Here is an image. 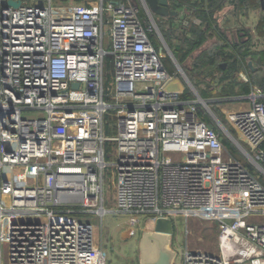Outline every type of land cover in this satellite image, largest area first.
Listing matches in <instances>:
<instances>
[{"label":"built area","instance_id":"built-area-1","mask_svg":"<svg viewBox=\"0 0 264 264\" xmlns=\"http://www.w3.org/2000/svg\"><path fill=\"white\" fill-rule=\"evenodd\" d=\"M157 45L175 62L140 0H0V264L2 243L8 264H105L79 220L111 213L108 165L116 213L220 225L217 254L185 245L180 264H264V92L227 114L235 136L218 132L198 95L167 89Z\"/></svg>","mask_w":264,"mask_h":264},{"label":"rangeland","instance_id":"rangeland-1","mask_svg":"<svg viewBox=\"0 0 264 264\" xmlns=\"http://www.w3.org/2000/svg\"><path fill=\"white\" fill-rule=\"evenodd\" d=\"M229 0H225L224 5H228ZM236 1V0H235ZM232 8H236L234 4H230ZM225 8L223 5L219 11ZM264 9L259 7L258 0H245L240 8V13H244L245 24L248 31L252 34V39L249 41V46L245 59L246 61L250 58L254 59V65L257 68L255 73V81H258L264 77V28L259 33L256 28L261 22ZM159 19V18H156ZM159 21V22H158ZM173 23V22H172ZM157 26L164 34V41L167 36L170 37L169 41L171 45L179 44V33L176 27L171 29L167 19L157 20ZM175 25V23H174ZM188 26V25H187ZM186 26V27H187ZM168 30L170 34H168ZM172 31V32H171ZM213 31V29H212ZM212 31L207 32V36L202 45L197 48L189 56L183 58L182 63H178L174 58L175 62H172L171 57L165 58L164 63L168 73L177 77L175 81L168 84L167 89L171 92L180 91L181 87H184L192 97L198 95L200 99L208 102L206 110L205 104L202 102L199 105L198 110L207 115L210 123L215 127L218 125L213 121L210 111L218 121L227 129L230 123L227 120V114L231 111L244 109L248 107L247 100H241L240 97L248 96L241 95V87L246 84L250 85L251 88L259 89L258 84L250 83L248 73L244 70L239 72L235 78L229 80H221V70L226 68V64L222 62V69L211 68L205 64L202 60L204 55L213 53L217 49H223L225 53L235 55L231 49L233 34H227L231 40H221L219 36H215ZM171 35V36H170ZM155 40V38H153ZM166 43V42H165ZM108 44V42H106ZM167 48L173 56V47H170L167 43ZM244 53L246 51L242 50ZM174 57V56H173ZM263 57L262 62L259 59ZM258 61V62H257ZM198 64L197 67L195 65ZM197 68V69H196ZM183 73L184 77L181 75ZM105 74L110 75V83L113 79V72L111 66V60L105 61ZM193 77L191 82L189 77ZM234 83V84H233ZM28 117V116H27ZM35 117V116H34ZM106 127L105 132L109 137H115L116 132V121L112 115H108L105 118ZM229 123V124H228ZM232 128V127H231ZM233 129V128H232ZM233 145V144H232ZM237 151V159L246 164V158L240 154L238 149L233 145ZM108 154L112 152L111 145L107 147ZM229 152V151H228ZM112 159L106 157V163L110 164ZM264 185V180H261ZM103 206L107 211L111 213L105 214L101 219L98 215L91 214L87 215L79 221L91 223L95 228V242L98 247L103 250L105 255V264H139V241L144 228V219L142 217H130L120 215L116 213V202H115V174L114 170L108 165L104 172L103 180ZM162 221H167L171 225V241L170 248L176 252V258L173 264H180L181 252L185 245L190 251H200L209 254H217L218 248V232L220 225L217 222L203 221L199 218H158ZM130 221L137 223L136 227L130 225ZM133 228L132 232L130 229ZM8 246L6 243L1 244L2 263L8 264Z\"/></svg>","mask_w":264,"mask_h":264},{"label":"trees","instance_id":"trees-1","mask_svg":"<svg viewBox=\"0 0 264 264\" xmlns=\"http://www.w3.org/2000/svg\"><path fill=\"white\" fill-rule=\"evenodd\" d=\"M196 2L194 4H190L192 5L196 10V20H198V23H190L186 28L183 29L182 34H179V44L177 45H171L169 39L170 37L167 36L165 42L170 46L173 47V56L174 58L177 60L178 63H182V60L184 57L189 56L193 53V51H195L197 48H199L202 43L204 42L206 36H207V32L208 31H212L213 27V23H214V14L215 12L219 11L223 5V3L225 2V0H195ZM245 0H229L230 4H234L236 8L240 9L241 6L243 5V2ZM134 2H136V0H134ZM183 1L182 0H173L172 3V8H176L179 7L181 5ZM259 2V7L261 8V0H258ZM264 2V0H263ZM178 3V4H177ZM263 16L261 17V22L260 24L257 26L256 30L261 33V29L264 28V11H262ZM157 20H163V18H159L156 19L155 17V22ZM171 29L173 27H175L174 25V20L173 17H170L167 19ZM159 22V21H158ZM173 22V23H172ZM157 25V24H156ZM158 27V26H157ZM215 27V26H214ZM159 29V27H158ZM161 35L164 37V33L163 31H161V29H159ZM172 32V31H171ZM244 32V40L243 41H238L236 44L233 43L232 44V50L234 52L235 55L232 54H228L225 53V51H223V49H217L215 50L213 53L210 54H205L203 57V61L205 64L209 65L211 68L215 67V68H220L222 69V64H220L221 62L223 64H226V68L221 70L222 73V77L221 80H229V79H234L235 76L241 72V71H245L247 72L249 75V79H250V83H252L253 85L256 83L258 84L259 88L262 89V92H264V77H262L258 83L255 81V73L257 72V68H255L256 66L254 65V59L250 58L246 61L245 56L246 54H248L249 52L247 51V47L249 46V41H251L252 39V33L248 30H243ZM168 34H170L169 30H168ZM171 36V35H170ZM220 37L221 40H226V37L220 32L218 31V35ZM165 38V37H164ZM156 48H159V45L156 46ZM242 50L246 51V53H244ZM107 60L109 61L110 58H107ZM263 57H261L259 59V61L262 62ZM258 62V61H257ZM249 63H251L252 67H249ZM163 64L166 68V64L164 63L163 60ZM198 64L195 65V67H197ZM167 69V68H166ZM197 69V68H196ZM255 69V70H253ZM190 81H193V77L190 75L189 77ZM110 84V75H105V87H109ZM234 84V83H233ZM241 95H248L249 92L251 91L250 89V85L246 84L245 86L241 87ZM189 98H193L189 93H187ZM199 108V106H198ZM199 111V110H198ZM199 115L202 117V119L207 122L208 124L210 123V120L207 118L206 114H203L199 111ZM229 124V123H228ZM215 129L218 131V129L215 127ZM227 130L233 135L235 136V132L234 130L231 128V126L228 125ZM219 132V131H218ZM222 143L225 147V149L227 151H229V153H231L234 157L237 156V151L236 149L233 147L232 143L227 140L226 138L223 137L222 139ZM237 158V157H236Z\"/></svg>","mask_w":264,"mask_h":264},{"label":"water","instance_id":"water-1","mask_svg":"<svg viewBox=\"0 0 264 264\" xmlns=\"http://www.w3.org/2000/svg\"><path fill=\"white\" fill-rule=\"evenodd\" d=\"M150 9L151 13L160 18H167L169 16L175 17L176 11H168V0H144ZM10 6L17 8L19 3H8ZM262 9H264L263 1L261 0ZM158 55L160 59L166 58V53L163 47L158 49ZM249 67L252 65L249 63ZM73 89L78 88V84L72 85ZM199 97V96H198ZM200 99V97H199ZM206 106L208 102L200 99ZM209 110V109H208ZM214 122L221 127L224 126L218 121V119L209 111ZM210 128L214 125L210 124ZM222 140V139H221ZM133 228L130 229L132 232ZM171 225L167 221H162L155 218H148L144 222L143 232L139 241V264H173L176 258V252L170 248L171 241Z\"/></svg>","mask_w":264,"mask_h":264},{"label":"crops","instance_id":"crops-1","mask_svg":"<svg viewBox=\"0 0 264 264\" xmlns=\"http://www.w3.org/2000/svg\"><path fill=\"white\" fill-rule=\"evenodd\" d=\"M182 1L183 2L181 3V5L175 9L177 12V16L173 18L174 23H175V27H176L177 32L179 34H182L183 29L186 28V26L189 25L190 23H198V20H196V18H195V16H196L195 10L196 9L192 5H189V3L194 4L196 1L195 0H182ZM227 3H229V1ZM263 4H264V2H263ZM223 6L225 8H223L221 11L215 12V14H214V23L212 24L213 27H211L213 29V31L211 34L217 36L218 31H220L226 37L227 40H229V39L231 40V38H228V36H227V34L231 33L234 35V36H232L233 37L232 40L235 44L240 40L243 41L244 40L243 30L244 29L248 30L246 28H249V27H246V25H244L245 24L244 13H242V12L240 13V9H238V8H235V9H234V7L232 8V6H230V4H228V5L223 4ZM253 70H255V69H253ZM176 77H177L176 75H173L172 79L170 80L169 83L177 80V79H175ZM168 84H167V86H168ZM185 90L186 89L184 87H181L180 91H174V92H186V93H188ZM244 109H246V108H244ZM238 110H240V109H238Z\"/></svg>","mask_w":264,"mask_h":264},{"label":"flooded vegetation","instance_id":"flooded-vegetation-1","mask_svg":"<svg viewBox=\"0 0 264 264\" xmlns=\"http://www.w3.org/2000/svg\"><path fill=\"white\" fill-rule=\"evenodd\" d=\"M140 1H142L143 3H144V5H145V7L148 9V11L151 13V11H150V9L148 8V6H147V4L145 3V1L144 0H140ZM173 0H168V2H169V7H168V11H176L175 9L176 8H178V7H176V8H172V2ZM178 4V3H177ZM152 14V13H151ZM153 15V14H152ZM154 17H156V18H160V17H158V16H155V15H153ZM177 16V15H176ZM175 16V17H176ZM170 17H172V16H169V17H167V18H164V19H168V18H170ZM174 18V17H173Z\"/></svg>","mask_w":264,"mask_h":264}]
</instances>
